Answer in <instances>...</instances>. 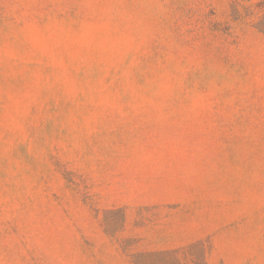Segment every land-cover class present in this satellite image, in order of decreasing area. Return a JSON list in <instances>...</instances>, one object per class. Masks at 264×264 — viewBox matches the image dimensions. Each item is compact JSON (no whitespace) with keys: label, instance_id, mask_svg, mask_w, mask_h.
Returning a JSON list of instances; mask_svg holds the SVG:
<instances>
[{"label":"rangeland","instance_id":"obj_1","mask_svg":"<svg viewBox=\"0 0 264 264\" xmlns=\"http://www.w3.org/2000/svg\"><path fill=\"white\" fill-rule=\"evenodd\" d=\"M258 0H0V264H264Z\"/></svg>","mask_w":264,"mask_h":264},{"label":"trees","instance_id":"obj_2","mask_svg":"<svg viewBox=\"0 0 264 264\" xmlns=\"http://www.w3.org/2000/svg\"><path fill=\"white\" fill-rule=\"evenodd\" d=\"M236 1V0H235ZM258 7H264V0H258L257 4ZM262 22L264 24V16H262Z\"/></svg>","mask_w":264,"mask_h":264}]
</instances>
